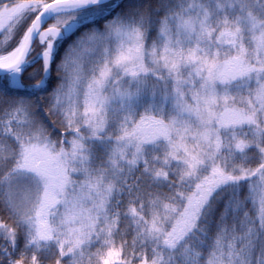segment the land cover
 <instances>
[{"label": "snow or ice", "instance_id": "6c2138e0", "mask_svg": "<svg viewBox=\"0 0 264 264\" xmlns=\"http://www.w3.org/2000/svg\"><path fill=\"white\" fill-rule=\"evenodd\" d=\"M0 264H264V0H0Z\"/></svg>", "mask_w": 264, "mask_h": 264}]
</instances>
